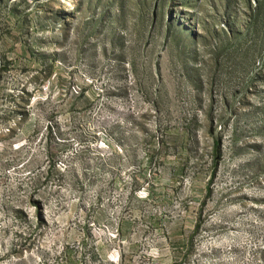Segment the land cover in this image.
<instances>
[{
	"label": "rangeland",
	"instance_id": "rangeland-1",
	"mask_svg": "<svg viewBox=\"0 0 264 264\" xmlns=\"http://www.w3.org/2000/svg\"><path fill=\"white\" fill-rule=\"evenodd\" d=\"M0 264H264V0H0Z\"/></svg>",
	"mask_w": 264,
	"mask_h": 264
},
{
	"label": "crops",
	"instance_id": "crops-1",
	"mask_svg": "<svg viewBox=\"0 0 264 264\" xmlns=\"http://www.w3.org/2000/svg\"><path fill=\"white\" fill-rule=\"evenodd\" d=\"M188 220L182 219L181 222L174 224L171 228V235L176 240L174 245L166 251V255H172V259L179 260L181 253H184V249L187 244V240L184 238L190 232ZM132 230V224L129 221H125L121 226V233L128 235ZM176 263V262H175Z\"/></svg>",
	"mask_w": 264,
	"mask_h": 264
},
{
	"label": "built area",
	"instance_id": "built-area-1",
	"mask_svg": "<svg viewBox=\"0 0 264 264\" xmlns=\"http://www.w3.org/2000/svg\"><path fill=\"white\" fill-rule=\"evenodd\" d=\"M1 133H3V134H8L9 133V128L8 127H6V125L5 126H2L1 127ZM143 191H145V190H143ZM94 225H96L95 223H93V226ZM108 229V228H107ZM117 230V229H116ZM118 231V230H117ZM116 231V232H117Z\"/></svg>",
	"mask_w": 264,
	"mask_h": 264
}]
</instances>
